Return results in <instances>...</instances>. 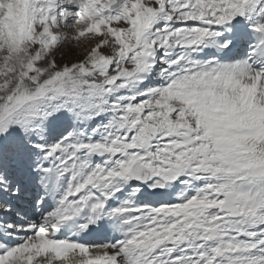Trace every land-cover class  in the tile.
Here are the masks:
<instances>
[{
	"label": "snow or ice",
	"instance_id": "6c2138e0",
	"mask_svg": "<svg viewBox=\"0 0 264 264\" xmlns=\"http://www.w3.org/2000/svg\"><path fill=\"white\" fill-rule=\"evenodd\" d=\"M0 264H264V0H0Z\"/></svg>",
	"mask_w": 264,
	"mask_h": 264
},
{
	"label": "rangeland",
	"instance_id": "374dc122",
	"mask_svg": "<svg viewBox=\"0 0 264 264\" xmlns=\"http://www.w3.org/2000/svg\"><path fill=\"white\" fill-rule=\"evenodd\" d=\"M73 58H74V57L71 55V52H70L69 55H68V57H67V59H68L69 61H71Z\"/></svg>",
	"mask_w": 264,
	"mask_h": 264
}]
</instances>
